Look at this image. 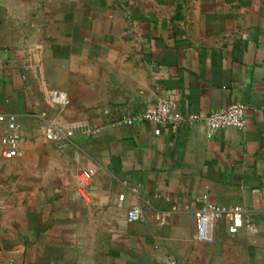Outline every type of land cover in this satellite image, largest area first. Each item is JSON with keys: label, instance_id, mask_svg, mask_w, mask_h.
<instances>
[{"label": "crops", "instance_id": "0c3cea01", "mask_svg": "<svg viewBox=\"0 0 264 264\" xmlns=\"http://www.w3.org/2000/svg\"><path fill=\"white\" fill-rule=\"evenodd\" d=\"M48 89L71 100L61 125L95 133L48 142ZM166 98L242 104L247 127L117 123ZM0 114L22 151L2 156L0 123V264H264V0H0ZM208 204L243 207L244 226L200 241Z\"/></svg>", "mask_w": 264, "mask_h": 264}, {"label": "built area", "instance_id": "2783aa9c", "mask_svg": "<svg viewBox=\"0 0 264 264\" xmlns=\"http://www.w3.org/2000/svg\"><path fill=\"white\" fill-rule=\"evenodd\" d=\"M46 104L49 107L39 113L42 122L45 138L48 142H56L59 145H68L71 138L77 130H85L94 134L95 130L87 126L65 127L58 122V115H61L65 109L71 105V100L66 92L48 89L45 92ZM50 108L56 110L52 114ZM0 123L7 125L8 134L2 139L1 154L5 159H15L22 155L20 126L17 117L14 115L0 114ZM118 124L133 126L136 124L151 123L176 130L180 125L203 124L206 128L207 137L213 139L217 133L226 128H236L244 130L247 127L246 107L242 104H233L207 116L190 113L182 114L178 108V101L174 98L160 100L145 111L133 116H125L117 120ZM95 175L94 170L83 173L80 179V186L84 189L88 187ZM124 197H121L123 200ZM245 210L243 207L235 206L224 210L218 206L208 204L197 213L198 227L197 237L200 241L211 242L209 235L210 225L222 220H228V232L232 235L237 234L244 226ZM158 220L164 224L163 217L158 215ZM129 222H143L144 216L141 208L134 207L128 212ZM169 264H180L174 258H171Z\"/></svg>", "mask_w": 264, "mask_h": 264}]
</instances>
